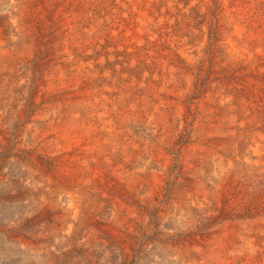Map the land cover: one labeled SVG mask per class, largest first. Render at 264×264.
Wrapping results in <instances>:
<instances>
[{
  "label": "rangeland",
  "instance_id": "rangeland-1",
  "mask_svg": "<svg viewBox=\"0 0 264 264\" xmlns=\"http://www.w3.org/2000/svg\"><path fill=\"white\" fill-rule=\"evenodd\" d=\"M0 42V264H264V0H0Z\"/></svg>",
  "mask_w": 264,
  "mask_h": 264
},
{
  "label": "bare ground",
  "instance_id": "bare-ground-1",
  "mask_svg": "<svg viewBox=\"0 0 264 264\" xmlns=\"http://www.w3.org/2000/svg\"><path fill=\"white\" fill-rule=\"evenodd\" d=\"M9 2V1H8ZM13 2V1H12ZM57 2H58V0H57ZM189 2V1H188ZM196 2V1H195ZM48 3V2H47ZM227 3V2H226ZM3 4V3H2ZM58 4H60V3H58ZM51 5V4H50ZM91 5V4H90ZM10 6V5H9ZM234 7V6H233ZM53 9V8H52ZM69 10V9H68ZM110 11V10H109ZM49 13V12H48ZM122 13V12H121ZM15 14V13H14ZM4 15V14H3ZM9 15V14H8ZM46 15V14H45ZM61 15V14H60ZM67 15H68V13H67ZM70 15V14H69ZM53 17V16H52ZM65 17V16H64ZM5 18V17H4ZM226 18V17H225ZM21 19V18H20ZM138 19V18H137ZM226 20V19H225ZM51 21V20H50ZM77 21V20H76ZM140 21H142V20H140ZM71 22V21H70ZM83 22V21H82ZM54 23V22H53ZM232 23V22H231ZM51 25V24H50ZM227 26V25H226ZM15 27V26H14ZM52 28H53V26H52ZM58 28V27H57ZM100 28V27H99ZM152 28V27H151ZM11 29V28H10ZM16 29V28H15ZM45 29V28H44ZM51 29V28H50ZM153 29V28H152ZM230 29V28H229ZM227 30V29H226ZM16 31V30H15ZM64 31V30H63ZM60 32V31H59ZM53 33V32H52ZM1 34H2V32H1ZM141 34V33H140ZM256 34H258V33H256ZM9 35V34H8ZM192 35V34H191ZM5 36V35H4ZM36 36V35H35ZM89 36V35H88ZM106 36V35H105ZM125 36V35H124ZM148 36V35H147ZM56 37V36H55ZM123 37V36H122ZM200 37V36H199ZM260 38V37H259ZM155 40V39H154ZM157 40V39H156ZM247 40V39H246ZM255 40V39H254ZM257 40V39H256ZM78 41V40H77ZM160 41V40H159ZM188 41V40H187ZM237 41H238V39H237ZM16 42V41H15ZM45 42V41H44ZM223 42H225V41H223ZM1 43V42H0ZM17 43V42H16ZM15 43V44H16ZM152 43V42H151ZM165 43V42H164ZM10 44V43H9ZM100 44V43H99ZM147 44H149L148 42H147ZM249 44V43H248ZM256 44V43H255ZM196 45V44H195ZM258 45V44H257ZM12 46V45H11ZM18 46V45H17ZM13 47H15V46H13ZM82 47V46H81ZM228 47V46H227ZM241 47V46H240ZM40 48V47H39ZM135 48V47H134ZM163 48V47H162ZM192 48V47H191ZM49 49V48H48ZM72 49V48H71ZM253 49V48H252ZM187 50V49H186ZM218 50V49H217ZM239 50V49H238ZM42 51V50H41ZM82 51V50H81ZM84 51V50H83ZM200 51V50H199ZM246 51V50H245ZM54 52V51H53ZM52 52V53H53ZM73 52V51H72ZM97 52V51H96ZM229 52V51H228ZM227 52V53H228ZM74 53V52H73ZM88 53V52H87ZM138 53V52H137ZM226 53V54H227ZM41 54V53H40ZM44 54V53H43ZM229 54V53H228ZM233 54V53H232ZM258 54V53H257ZM59 55V54H58ZM101 55H103V54H101ZM175 55V54H174ZM246 55V54H245ZM60 56V55H59ZM228 57V56H227ZM256 57V56H255ZM177 58V57H176ZM237 58V57H236ZM227 59V58H226ZM229 59V58H228ZM227 59V60H228ZM77 60V59H76ZM41 61V60H40ZM221 61V60H220ZM36 62V61H35ZM237 62V61H236ZM240 62V61H239ZM31 63V62H30ZM69 63V62H68ZM222 63V62H221ZM253 63V62H252ZM96 64V63H95ZM102 64V63H101ZM158 64V63H157ZM160 64V63H159ZM258 64V63H257ZM17 65V64H16ZM84 65V64H83ZM90 65V64H89ZM41 66V65H40ZM253 67V66H252ZM43 68V67H42ZM64 68V67H63ZM40 69V68H39ZM68 69V68H67ZM84 69V68H83ZM233 69V68H232ZM58 70V69H57ZM86 70V69H85ZM242 70V69H241ZM91 71V70H90ZM237 71V70H236ZM58 72V71H57ZM72 72V71H71ZM74 72V71H73ZM191 72V71H190ZM261 72V71H260ZM43 73V72H42ZM228 73V72H227ZM49 74H51V73H49ZM53 74V73H52ZM69 74V73H68ZM75 74V73H74ZM84 74H86V73H84ZM258 74V73H257ZM40 75V74H39ZM42 75V74H41ZM46 75V74H45ZM48 75V74H47ZM77 76H78V74H77ZM95 76V75H94ZM194 76V75H193ZM241 76V75H240ZM247 77V76H246ZM73 78V77H72ZM117 78V77H116ZM176 78V77H175ZM183 78V77H182ZM252 78V77H251ZM254 78V77H253ZM44 79V78H43ZM63 79V78H62ZM96 79V78H95ZM107 79V78H106ZM108 79H109V77H108ZM259 79V78H258ZM222 80V79H221ZM42 81V80H41ZM52 81V80H51ZM54 81H56V80H54ZM130 81V80H129ZM232 81V80H231ZM237 81V80H236ZM239 81V80H238ZM264 81V80H263ZM40 82V81H39ZM240 82V81H239ZM57 83H58V81H57ZM104 83V82H103ZM162 83V82H161ZM44 85V84H43ZM114 85V84H113ZM243 85V84H242ZM63 87V86H62ZM111 87V86H110ZM186 87V86H185ZM200 87V86H199ZM217 87V86H216ZM54 88V87H53ZM175 88V87H174ZM248 88V87H247ZM251 88V87H250ZM61 89V88H60ZM112 89V88H111ZM237 89H239V88H237ZM246 89V88H245ZM220 90V89H219ZM226 91H227V89H225ZM65 91V90H64ZM101 91V90H100ZM203 91V90H202ZM217 91V90H216ZM258 91V90H257ZM47 92V91H46ZM218 92V91H217ZM230 92V91H229ZM251 92H253V91H251ZM255 92V91H254ZM60 93V92H59ZM62 93H64V92H62ZM69 93V92H68ZM67 93V94H68ZM112 93V92H111ZM227 93V92H226ZM43 94V93H42ZM103 94V93H102ZM109 94V93H108ZM201 94V93H200ZM215 94V93H214ZM247 94V93H246ZM37 95H39V94H37ZM57 95V94H56ZM100 95V94H99ZM117 95V94H116ZM234 95V94H233ZM232 96V95H231ZM44 97V96H43ZM53 97H55V96H53ZM60 97V96H59ZM62 97V96H61ZM88 97V96H87ZM111 97V96H110ZM123 97V96H122ZM133 97V96H132ZM131 97V98H132ZM225 97V96H224ZM244 97V96H243ZM258 97V96H257ZM67 98V97H66ZM98 98H99V96H98ZM172 98V97H171ZM189 98H191V97H189ZM232 98H234V97H232ZM236 98H238V97H236ZM253 98V97H252ZM44 99V98H43ZM51 99V98H50ZM228 99V98H227ZM121 100V99H120ZM124 100V99H123ZM126 100V99H125ZM191 100V99H190ZM189 100V101H190ZM62 101H64V100H62ZM135 101H137L136 99H135ZM224 101V100H223ZM233 101V100H232ZM33 102H34V100H33ZM94 102V101H93ZM120 102V101H119ZM259 102H261V101H259ZM116 103V102H115ZM118 103V102H117ZM144 103V102H143ZM148 103V102H147ZM184 103H185V101H184ZM235 103V102H234ZM48 104V103H47ZM64 104V103H63ZM99 104V103H98ZM101 104V103H100ZM188 104V103H187ZM199 104V103H198ZM219 104V103H218ZM165 105V104H164ZM225 105H226V103H225ZM235 105V104H234ZM239 105H241V104H239ZM24 106V105H23ZM26 106V105H25ZM98 106V105H97ZM97 106H96V108H97ZM139 106V105H138ZM143 106V105H142ZM149 106V105H148ZM188 106V105H187ZM190 106V105H189ZM219 106V105H218ZM223 106H224V104H223ZM249 106V105H248ZM128 107V106H127ZM202 107V106H201ZM207 107V106H206ZM259 107V106H258ZM42 108H44V107H42ZM50 108V107H49ZM58 108V107H57ZM73 108V107H72ZM78 108V107H77ZM76 108V109H77ZM84 108H86V107H84ZM96 108H94V109H96ZM217 108V107H216ZM230 108V107H229ZM246 108H247V106H246ZM245 108V109H246ZM22 109H24V108H22ZM147 109V108H146ZM175 109V108H174ZM191 109V108H190ZM251 109V108H250ZM17 110V109H16ZM28 110V109H27ZM48 110V109H47ZM69 110V109H68ZM90 110V109H89ZM88 110V111H89ZM154 110V109H153ZM180 110V109H179ZM203 110V109H202ZM235 110V109H234ZM247 110V109H246ZM22 111V110H21ZM36 111V110H35ZM57 111V110H56ZM65 111H67V110H65ZM134 111V110H133ZM191 111V110H190ZM248 111V110H247ZM43 112V111H42ZM48 112V111H47ZM47 112H45V113H47ZM258 112V111H257ZM59 113V112H58ZM67 113V112H66ZM76 113V112H75ZM80 113V112H79ZM87 113V112H86ZM90 113V112H89ZM114 113V112H113ZM112 113V114H113ZM165 113V112H164ZM193 113V112H192ZM236 113V112H235ZM29 114V113H28ZM91 114V113H90ZM174 114V113H173ZM224 114V113H223ZM226 114V113H225ZM240 114V113H239ZM264 114V113H263ZM65 115V114H64ZM69 115V114H68ZM75 115V114H74ZM127 115V114H126ZM137 115V114H136ZM146 115V114H145ZM157 115V114H156ZM199 115V114H198ZM202 115V114H201ZM214 115V114H213ZM228 115V114H227ZM238 115V114H237ZM246 115V114H245ZM251 115V114H250ZM249 115V116H250ZM25 116V115H24ZM56 116V115H55ZM91 116V115H90ZM162 116V115H161ZM160 116V117H161ZM172 116V115H171ZM192 116V115H191ZM254 116V115H253ZM133 117V116H132ZM223 117V116H222ZM226 117V116H225ZM246 117V116H245ZM261 117V116H260ZM58 118V117H57ZM93 118H94V116H93ZM135 118V117H134ZM250 118V117H249ZM258 118V117H257ZM35 119H37V118H35ZM85 119V118H84ZM105 119V118H104ZM130 119V118H129ZM160 119H162V118H160ZM179 119V118H178ZM190 119V118H189ZM201 119V118H200ZM232 119V118H231ZM263 119V118H262ZM39 121H40V119H38ZM126 120V119H125ZM191 120H193V119H191ZM199 120V119H198ZM256 120V119H255ZM35 121V120H34ZM97 121V120H96ZM107 121V120H106ZM165 121V120H164ZM173 121V120H172ZM188 121V120H187ZM200 121V120H199ZM241 121V120H240ZM50 122V121H49ZM89 122V121H88ZM139 122V121H138ZM143 122V121H142ZM254 122V121H253ZM30 123V122H29ZM32 123H33V121H32ZM63 123V122H62ZM119 123V122H118ZM145 123V122H144ZM186 123V122H185ZM221 123V122H220ZM1 124V123H0ZM10 124V123H9ZM26 124V123H25ZM38 124V123H37ZM58 124V123H57ZM125 124V123H124ZM129 124V123H128ZM139 124H141V123H139ZM166 124V123H165ZM175 124V123H174ZM219 124V123H218ZM223 124V123H222ZM228 124V123H227ZM106 125V124H105ZM147 125V124H146ZM199 125V124H198ZM202 125V124H201ZM252 125V124H251ZM42 126V125H41ZM53 126V125H52ZM80 126V125H79ZM78 126V127H79ZM93 126V125H92ZM108 126V125H107ZM137 126V125H136ZM151 126V125H150ZM170 126V125H169ZM168 126V127H169ZM189 126V125H188ZM206 126V125H205ZM229 126V125H228ZM237 126V125H236ZM258 126V125H257ZM37 127H38V125H37ZM176 127V126H175ZM184 127H186V125L184 126ZM190 127V126H189ZM210 127V126H209ZM220 127V126H219ZM234 127V126H233ZM11 128V127H10ZM58 128V127H57ZM100 128V127H99ZM106 128V127H105ZM134 128V127H133ZM255 128V127H254ZM2 129V128H1ZM5 129V128H4ZM8 129V128H7ZM41 129V128H40ZM51 129V128H50ZM60 129V128H59ZM58 129V130H59ZM64 129V128H63ZM132 129V128H131ZM163 129H164V127H163ZM206 129V128H205ZM215 129V128H214ZM9 130V129H8ZM52 130V129H51ZM57 130V129H56ZM103 130V129H102ZM118 130V129H117ZM202 130V129H201ZM223 130V129H222ZM241 130V129H240ZM249 130V129H248ZM258 130V129H257ZM5 131V130H4ZM32 131V130H31ZM54 131V130H53ZM63 131V130H62ZM75 131V130H74ZM94 131V130H93ZM95 131H97V130H95ZM94 131V132H95ZM172 131V130H171ZM175 131V130H174ZM208 131V130H207ZM234 131H236V130H234ZM245 131V130H244ZM40 132V131H39ZM78 132V131H77ZM93 132V133H94ZM120 132V131H119ZM128 132V131H127ZM205 132V131H204ZM211 132H212V130H211ZM9 133V132H8ZM89 133V132H88ZM114 133V132H113ZM116 133V132H115ZM125 133V132H124ZM135 133V132H134ZM171 133V132H170ZM198 133H199V131H198ZM234 133V132H233ZM243 133V132H242ZM12 134V133H11ZM24 134V133H23ZM34 134V133H33ZM37 134V133H36ZM60 134V133H59ZM61 134H63V133H61ZM101 134V133H100ZM164 134V133H163ZM169 134V133H168ZM226 134V133H225ZM241 134V133H240ZM50 135V134H49ZM104 135V134H103ZM127 135V134H126ZM125 135V136H126ZM130 135H131V133H130ZM235 135V134H234ZM9 136V135H8ZM7 136V137H8ZM81 136V135H80ZM124 136V137H125ZM163 136V135H162ZM204 136V135H203ZM202 136V137H203ZM216 136V135H215ZM255 136V135H254ZM87 137V136H86ZM102 137V136H101ZM100 137V138H101ZM104 137V136H103ZM102 137V138H103ZM116 137V136H115ZM223 137V136H222ZM229 137V136H228ZM76 138V137H75ZM118 138V137H117ZM159 138V137H158ZM221 138V137H220ZM232 138V137H231ZM10 139H11V137H10ZM26 139V138H25ZM47 139V138H46ZM84 139V138H83ZM92 139H94V138H92ZM136 139H138V138H136ZM217 139V138H216ZM226 139V138H225ZM258 139V138H257ZM89 140V139H88ZM112 140V139H111ZM140 140V139H139ZM214 140V139H213ZM221 140H223V139H221ZM241 140V139H240ZM244 140V139H243ZM259 140V139H258ZM261 140V139H260ZM45 141V140H44ZM57 141V140H56ZM109 141V140H108ZM114 141V140H113ZM120 141V140H119ZM257 141V140H256ZM255 141V142H256ZM263 141V140H262ZM28 142V141H27ZM39 142V141H38ZM43 142V141H42ZM71 142V141H70ZM116 142V141H115ZM130 142H132L131 140H130ZM232 142V141H231ZM253 142V141H252ZM33 143V142H32ZM159 143V142H158ZM215 143V142H214ZM217 143V142H216ZM233 143V142H232ZM242 143V142H241ZM245 143V142H244ZM249 143V142H248ZM27 144V143H26ZM28 144H29V142H28ZM102 144V143H101ZM119 144V143H118ZM180 144V143H179ZM239 144V143H238ZM237 144V145H238ZM161 145V144H160ZM183 145V144H182ZM181 145V146H182ZM218 145V144H217ZM224 145V144H223ZM241 145V144H240ZM37 146V145H36ZM42 146H43V144H42ZM46 146V145H45ZM51 146V145H50ZM63 146V145H62ZM80 146V145H79ZM103 146V145H102ZM124 146V145H123ZM209 146V145H208ZM30 147V146H29ZM39 147H41V146H39ZM70 147H71V145H70ZM104 147V146H103ZM154 147V146H153ZM152 147V148H153ZM218 147V146H217ZM227 147H229V146H227ZM258 147V146H257ZM53 148V147H52ZM100 148V147H99ZM140 148V147H139ZM142 148V147H141ZM172 148H173V146H172ZM195 148V147H194ZM248 148V147H247ZM256 148V147H255ZM24 149V148H23ZM128 149V148H127ZM156 149V148H155ZM250 149V148H249ZM264 149V148H263ZM36 150V149H35ZM38 150V149H37ZM48 150V149H47ZM58 150V149H57ZM63 150V149H62ZM71 150H73V149H70L69 151H71ZM106 150V149H105ZM125 150V149H124ZM131 150V149H130ZM253 150V149H252ZM91 151V150H90ZM96 152L97 151H99V150H95ZM132 151V150H131ZM204 151V150H203ZM230 151V150H229ZM237 151V150H236ZM59 152V151H58ZM62 152V151H61ZM74 152V151H73ZM120 152H122V151H120ZM127 152V151H126ZM202 152V151H201ZM240 152V151H239ZM40 153V152H39ZM95 153V152H94ZM99 153V152H98ZM117 153V152H116ZM146 153V152H145ZM148 153V152H147ZM238 153V152H237ZM262 153V152H261ZM58 154V153H57ZM69 154V153H68ZM96 154V153H95ZM158 154V153H157ZM156 154V155H157ZM59 155H60V153H59ZM63 155V154H62ZM99 155V154H98ZM117 155H119V154H117ZM116 155V156H117ZM137 155V154H136ZM141 155V154H140ZM163 155V154H162ZM33 156V155H32ZM110 156V155H109ZM151 156V155H150ZM157 156H161V155H157ZM62 157V156H61ZM97 157H99V156H97ZM48 158H50V157H48ZM47 158V159H48ZM52 158V157H51ZM50 158V159H51ZM54 158V157H53ZM56 158V157H55ZM133 158V157H132ZM260 158V157H259ZM117 159H119V158H117ZM127 159V158H126ZM131 159V158H130ZM136 159V158H135ZM159 159V158H158ZM109 160V159H108ZM113 160V159H112ZM233 160V159H232ZM236 160V159H235ZM238 160V159H237ZM50 161H52V160H50ZM54 161V160H53ZM57 161V160H56ZM75 161V160H74ZM78 161V160H77ZM137 161V160H136ZM165 161V160H164ZM250 161V160H249ZM33 162V161H32ZM65 162V161H64ZM63 162V163H64ZM262 162V161H261ZM101 163V162H100ZM124 163V162H123ZM147 163V162H146ZM247 163V162H246ZM72 164H74V163H72ZM83 164V163H82ZM125 164V163H124ZM133 164V163H132ZM153 164V163H152ZM234 164V163H233ZM65 165V164H64ZM69 165V164H68ZM104 165V164H103ZM116 165V164H115ZM128 165V164H127ZM126 165V166H127ZM145 165V164H144ZM257 165V164H256ZM39 166V165H38ZM63 166V165H62ZM81 165H79L78 167H80ZM91 166V165H90ZM170 166V165H169ZM198 166V165H197ZM105 167V166H104ZM124 167V166H123ZM133 167V166H132ZM126 168V167H125ZM147 168V167H146ZM83 169V168H82ZM142 169H143V167H142ZM222 169V168H221ZM233 169V168H232ZM74 170V169H73ZM135 170V169H134ZM166 170V169H165ZM118 171V170H117ZM226 171V170H225ZM83 172H85V171H83ZM100 172V171H99ZM107 172V171H106ZM130 172V171H129ZM144 172V171H143ZM165 172V171H164ZM163 172V173H164ZM47 173V172H46ZM146 173V172H145ZM84 174V173H83ZM115 174V173H114ZM137 174V173H136ZM181 174V173H180ZM56 175V174H55ZM82 175V174H81ZM121 175V174H120ZM147 175V174H146ZM47 177V176H46ZM94 177V176H93ZM101 177H102V175H101ZM113 177V176H112ZM123 177V176H122ZM92 178V177H91ZM95 178H96V176H95ZM107 178V177H106ZM141 178V177H140ZM48 179V178H47ZM124 179V178H123ZM50 180V179H49ZM48 180V181H49ZM92 180H94V179H92ZM94 182V181H93ZM110 182V181H109ZM135 182V181H134ZM149 182V181H148ZM106 183V182H105ZM119 183V182H118ZM91 185H92V183H90ZM121 184V183H120ZM124 185H125V183H123ZM137 184V183H136ZM145 184V183H144ZM81 185V184H80ZM99 185V184H98ZM134 185V184H133ZM140 185V184H139ZM142 185V184H141ZM87 186V185H86ZM105 186V185H104ZM115 186V185H114ZM219 186V185H218ZM128 187V186H127ZM225 187V186H224ZM71 188V187H70ZM97 188V187H96ZM109 188H111V187H109ZM116 188V187H115ZM130 188V187H129ZM132 188H133V186H132ZM138 188V187H137ZM148 188V187H147ZM249 188V187H248ZM113 189V188H112ZM111 189V190H112ZM139 189V188H138ZM162 189V188H161ZM235 189V188H234ZM203 190V189H202ZM246 191V190H245ZM82 192V191H81ZM125 192V191H124ZM217 192V191H216ZM247 192V191H246ZM83 193H85L84 191H83ZM210 193V192H209ZM82 194V193H81ZM80 194V195H81ZM112 193L110 192V195H111ZM139 194V193H138ZM79 195V196H80ZM90 195V194H89ZM88 194H87V196H89ZM87 196H85V197H87ZM117 196V195H116ZM128 196V195H127ZM81 197V196H80ZM99 197V196H98ZM118 197V196H117ZM121 197V196H120ZM74 198V197H73ZM129 198H130V196H129ZM208 198V197H207ZM120 199V198H119ZM137 199V198H136ZM91 200V199H90ZM133 200V199H132ZM212 200V199H211ZM85 201V200H84ZM122 201V200H121ZM87 202H89V201H87ZM86 202V203H87ZM91 202V201H90ZM75 204V203H74ZM96 204V203H95ZM115 204V203H114ZM117 204V203H116ZM138 204V203H137ZM77 205V204H76ZM87 205V204H86ZM92 205V204H91ZM89 206V205H88ZM81 207V206H80ZM87 208H89V207H87ZM84 209V208H83ZM97 209V208H96ZM81 210V209H80ZM122 211V210H121ZM86 213V212H85ZM121 213V212H120ZM232 213V212H231ZM96 214V213H95ZM81 215V214H80ZM86 216V215H85ZM132 216V215H131ZM131 216H125V217H131ZM81 217V216H80ZM89 217V216H88ZM234 217V216H233ZM75 218V217H74ZM83 218V217H82ZM79 219V218H78ZM88 219V218H87ZM116 219H118V218H116ZM79 221V220H78ZM83 222V221H82ZM91 223H92V220H91ZM130 223V222H129ZM133 225V224H132ZM71 227V226H70ZM131 227V226H130ZM130 227H129V229H130ZM133 228V227H132ZM69 232H71V231H69ZM260 235V234H259ZM256 237V236H255ZM261 239V238H260ZM257 240V239H256ZM263 241V240H262ZM248 245H250V244H248ZM247 248V247H246ZM245 248V249H246ZM257 252V251H256ZM241 253V252H240ZM259 254V253H258ZM241 255V254H240ZM239 255V256H240ZM260 255V254H259ZM261 257V256H260ZM240 258V257H239ZM258 258V257H257ZM262 259V258H261ZM255 262V261H254ZM252 264V263H251ZM262 264V263H261Z\"/></svg>",
  "mask_w": 264,
  "mask_h": 264
}]
</instances>
